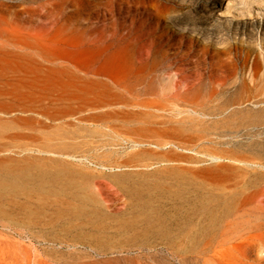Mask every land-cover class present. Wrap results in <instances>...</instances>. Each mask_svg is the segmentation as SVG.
Segmentation results:
<instances>
[{
  "label": "rangeland",
  "instance_id": "rangeland-1",
  "mask_svg": "<svg viewBox=\"0 0 264 264\" xmlns=\"http://www.w3.org/2000/svg\"><path fill=\"white\" fill-rule=\"evenodd\" d=\"M239 1L0 0V25L31 28L9 37L68 18L78 58L120 78L141 51L155 68L120 123L0 110V177L68 162L110 198L77 213L52 193L0 195V264H264V0ZM12 64L0 82L34 78Z\"/></svg>",
  "mask_w": 264,
  "mask_h": 264
},
{
  "label": "bare ground",
  "instance_id": "bare-ground-1",
  "mask_svg": "<svg viewBox=\"0 0 264 264\" xmlns=\"http://www.w3.org/2000/svg\"><path fill=\"white\" fill-rule=\"evenodd\" d=\"M187 1H192V0H187ZM227 1L229 2L230 0ZM251 1L254 0H240L239 2L242 8L243 7L248 8L249 2ZM226 5L228 8L230 6L238 8V5L236 3L235 4L231 3V5L227 3ZM2 6L4 7V5ZM59 20L57 21L55 20L56 22H54V24L52 25L43 24L42 26H39L40 25L39 24L38 25L39 27L36 28H34L35 26L32 27L34 29L44 31L47 33L53 32L51 33L53 34L51 37L31 38L30 36L28 37L22 36L19 38H13V37H9V35L12 34V32L10 31L17 30L20 32L30 33L31 28L26 26H17V25L9 26V27L7 25H0V63H14V64L22 65V67L27 66L28 69L29 68L33 69V71L31 70L30 71L34 73V78H32V80H30L29 82H25L24 79H26L27 77L22 78L21 75L19 78H21V80L23 79V82L22 81L19 83L0 82V110L17 109V108L25 109V110H38V113L40 111L41 114L48 116V118L54 116H63L66 114H73L77 112H83L84 114L80 116V119L82 120H94L101 124L104 123L115 124L117 122L120 123L121 122L120 113L123 112L124 106L126 107V105H128V102L130 103L128 96L130 95L132 97L141 93H147V89H149L147 83L152 82L151 79L153 77L151 76V74L152 72H154L153 70H155L153 63L150 61L151 59L149 60L148 55H145L141 51H136L134 54L132 52L129 53L127 51L124 60H126L125 58H127L126 64L128 65L129 71L124 73L125 75L121 73V75L123 74L124 76L119 75L121 76L120 78L111 76L110 74L113 72L109 74L107 70L103 68V66H97L93 62V59L91 61L90 60L88 61L87 59H86L87 61L82 60L81 58H78V56L74 54L72 51L68 50L69 48L65 46V44H67L66 42L67 38H64L63 36L69 35L72 32L74 33L77 32L76 30L77 25L74 24L72 20L68 18H65L64 20H60V21ZM53 21L54 20H52V22ZM54 36H57V38ZM93 42L95 44L96 40L94 39ZM87 50L89 51V48ZM92 52H94V49ZM113 63H115V61ZM23 68L25 69V67ZM119 69L120 71L122 70L121 67ZM124 69L122 70L123 72L125 71ZM166 70H164V72L167 74V77L170 78L169 71L171 70H167V71ZM9 71L11 70H8V72ZM114 71H116V67ZM196 72L195 74H197ZM192 73H194V71ZM26 74L28 73L22 75L26 76ZM30 74L28 75V78H30L29 77ZM176 78L179 79V77ZM188 78L189 77H187V79ZM178 79L176 80L177 84H178ZM176 81L174 80V82ZM184 82H183L184 84L183 86H188L185 85ZM189 85L192 84L190 83ZM192 90L195 89L192 88ZM25 128H29V127H25ZM137 143L139 144V142ZM51 150L50 152L53 151ZM66 151H68V149ZM61 162L64 163L63 161ZM33 163L36 162L33 161ZM65 163L64 164L57 163L56 165H50L46 167H44L43 165L33 166L31 163L32 165L31 168L28 165V167H22L16 170L15 169H13L12 171L8 170L7 172L3 173L2 177H0V195L2 196V194L5 193L15 194L17 192L30 194L28 192L31 191L52 193L58 195V197L60 196L61 198H63L66 207L70 208L73 212H77V213L88 210L94 211L100 208L102 202L105 203V201L110 200L109 197L107 196L104 197L105 194L107 193L103 192V190H101L99 187L98 189L96 187L97 191L95 193L92 190L93 187V184H91L92 181L90 180L91 181L90 183L89 181L86 180V178L82 174L76 172V170H73L71 168L73 166L70 167L67 164L68 162L66 164ZM13 167L14 166H12L11 168ZM52 197L54 199V196ZM154 215L155 214L153 209L148 210V212L146 213V218L149 221H153Z\"/></svg>",
  "mask_w": 264,
  "mask_h": 264
}]
</instances>
